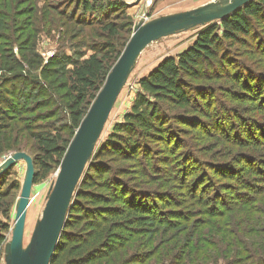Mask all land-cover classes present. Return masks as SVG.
I'll return each mask as SVG.
<instances>
[{
    "label": "trees",
    "instance_id": "obj_1",
    "mask_svg": "<svg viewBox=\"0 0 264 264\" xmlns=\"http://www.w3.org/2000/svg\"><path fill=\"white\" fill-rule=\"evenodd\" d=\"M36 1L0 0V156L25 152L27 135L34 185L60 168L134 27L123 0H42L50 24L53 10L64 28L82 27L64 31L63 43L100 41L84 45L89 55L58 50L45 61ZM9 174L0 178V262L22 189L4 190ZM220 263L264 264V0L205 26L140 81L84 173L51 262Z\"/></svg>",
    "mask_w": 264,
    "mask_h": 264
},
{
    "label": "water",
    "instance_id": "obj_2",
    "mask_svg": "<svg viewBox=\"0 0 264 264\" xmlns=\"http://www.w3.org/2000/svg\"><path fill=\"white\" fill-rule=\"evenodd\" d=\"M253 0H214L196 9L141 20L120 59L77 130L50 189L41 219L29 244H25L28 210L36 175L33 158L25 152L11 154L0 165V178L17 163L26 164V173L16 203L11 238L4 251L5 264H51L57 250L77 189L104 134L110 116L143 52L153 43L223 21Z\"/></svg>",
    "mask_w": 264,
    "mask_h": 264
},
{
    "label": "rangeland",
    "instance_id": "obj_3",
    "mask_svg": "<svg viewBox=\"0 0 264 264\" xmlns=\"http://www.w3.org/2000/svg\"><path fill=\"white\" fill-rule=\"evenodd\" d=\"M214 0H136L134 3H126L130 6L128 9V14L132 19L134 24L133 31L135 26L141 21L142 17L148 14V17L151 20L160 18L162 16L172 15L176 13L186 12L198 7H201L209 2ZM70 1L67 0H51L49 4L62 6L67 4L65 8L70 6ZM38 6V15L37 20L40 25L41 29V36H40V44H39V52L41 53L42 57L45 61L49 58L54 56L58 50H62L65 54L72 56L73 53L80 50V52L84 54H91L89 49L84 47V45H92L93 42L97 41L100 42L99 39L96 38H88V39H74V41H70L66 39V42L63 43L64 34L68 28L73 30H81L82 27L79 26H70L67 25V28L63 27V20L61 17L54 12L52 13L54 16V20L52 24L49 23V17L45 12L47 8V4L45 1L38 0L36 1ZM48 10V9H47ZM51 18V17H50ZM57 26V27H56ZM202 28H198L195 30H190L187 32H183L174 36H170L164 39H161L153 44H151L141 55L138 63L136 65L135 70L133 71L127 86L124 88L120 98L110 116V119L106 125L104 134L98 144L99 145L106 141L111 132L113 131L114 127L122 122L124 116L130 112L132 105L136 99V96L140 92V81L147 77L154 69L158 67V65L169 57H178L182 54L185 50H187L199 36ZM65 31V32H64ZM85 34H90L89 29L85 28ZM133 35V34H132ZM78 36V35H77ZM126 37L125 33L123 34ZM132 37V36H131ZM73 40V39H72ZM241 48L240 44H236L234 46V50H239ZM18 51V48L15 49ZM218 82V81H217ZM208 86H215L219 85L220 83H216V81H208L205 82ZM59 123V122H58ZM24 138L20 142V147L22 151L28 152L33 156L36 155V151L33 148V142L27 138ZM97 147V148H98ZM97 150V149H96ZM15 151H10L4 156H0V165ZM60 169V168H59ZM58 170H55L51 174L47 175L44 179L40 180L36 185H34L33 193H32V200L31 205L28 210L27 216V224H26V232H25V244H29L33 232L35 230L37 222L41 219L44 208L47 202V196L52 188L53 184L56 182ZM26 173V164L24 162L17 163L11 170L10 174L5 179V186L4 190H11L14 186H22L25 178ZM20 190L14 191L13 195L16 196L14 203L20 196ZM16 203L12 207L10 213V221L9 225L13 228L14 226V219H15V208ZM0 219L3 220L4 223H7L8 220L0 215ZM11 238V234L9 235V240ZM0 264H5L4 258ZM224 264V263H220Z\"/></svg>",
    "mask_w": 264,
    "mask_h": 264
},
{
    "label": "built area",
    "instance_id": "obj_4",
    "mask_svg": "<svg viewBox=\"0 0 264 264\" xmlns=\"http://www.w3.org/2000/svg\"><path fill=\"white\" fill-rule=\"evenodd\" d=\"M149 3H150V0H149ZM141 20L148 22V21H150V18L148 17V14H146L145 16L142 17Z\"/></svg>",
    "mask_w": 264,
    "mask_h": 264
},
{
    "label": "crops",
    "instance_id": "obj_5",
    "mask_svg": "<svg viewBox=\"0 0 264 264\" xmlns=\"http://www.w3.org/2000/svg\"><path fill=\"white\" fill-rule=\"evenodd\" d=\"M125 3H134L136 0H123Z\"/></svg>",
    "mask_w": 264,
    "mask_h": 264
}]
</instances>
